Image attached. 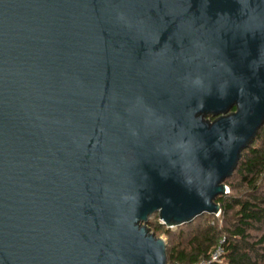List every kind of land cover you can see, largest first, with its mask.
<instances>
[{"label": "water", "instance_id": "water-1", "mask_svg": "<svg viewBox=\"0 0 264 264\" xmlns=\"http://www.w3.org/2000/svg\"><path fill=\"white\" fill-rule=\"evenodd\" d=\"M264 124V0H0V264H167Z\"/></svg>", "mask_w": 264, "mask_h": 264}, {"label": "trees", "instance_id": "trees-1", "mask_svg": "<svg viewBox=\"0 0 264 264\" xmlns=\"http://www.w3.org/2000/svg\"><path fill=\"white\" fill-rule=\"evenodd\" d=\"M225 184L228 193L215 199L219 219L203 214L167 228L154 216L147 223L149 232L165 239L167 264H264V124Z\"/></svg>", "mask_w": 264, "mask_h": 264}, {"label": "built area", "instance_id": "built-area-1", "mask_svg": "<svg viewBox=\"0 0 264 264\" xmlns=\"http://www.w3.org/2000/svg\"><path fill=\"white\" fill-rule=\"evenodd\" d=\"M219 254H220V251H219V250H217L216 252H214V253L212 254L211 260H212V261H215V260L217 259V257H218ZM209 262H210V261H203V262L196 263V264H209Z\"/></svg>", "mask_w": 264, "mask_h": 264}, {"label": "rangeland", "instance_id": "rangeland-1", "mask_svg": "<svg viewBox=\"0 0 264 264\" xmlns=\"http://www.w3.org/2000/svg\"><path fill=\"white\" fill-rule=\"evenodd\" d=\"M199 217H200V216H199ZM214 217L218 218V216H214ZM197 218H198V217H197ZM152 219H153V218H152ZM152 219H151V220H152ZM218 219H219V218H218ZM178 227H179V226H178ZM161 238H163V237H161ZM163 239H164V238H163Z\"/></svg>", "mask_w": 264, "mask_h": 264}]
</instances>
